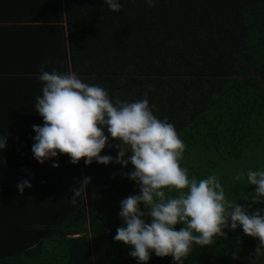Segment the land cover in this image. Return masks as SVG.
<instances>
[{
    "label": "trees",
    "instance_id": "trees-1",
    "mask_svg": "<svg viewBox=\"0 0 264 264\" xmlns=\"http://www.w3.org/2000/svg\"><path fill=\"white\" fill-rule=\"evenodd\" d=\"M120 3L115 13L105 0H0V136L8 134L0 150V192L1 182L22 172L33 154L32 125H43L35 111L43 87L38 76L51 61L45 71L74 73L107 90L113 102H134L147 92L153 114L173 124L185 144L180 164L189 179L215 175L228 201L250 212L264 209L253 201L255 186L246 175L264 171V0H155L152 8L146 0ZM101 155L116 157L117 149ZM53 160L59 164L54 177L35 178L43 179L46 192L51 179L53 190L71 199L90 177L77 197L84 200L50 223L33 224L29 212L17 209L19 228V218L8 221L9 211L0 213V264H138L131 249L113 239L123 223L120 201L139 194L135 182L121 176L132 165H74L67 155ZM222 167L232 171L219 173ZM241 171L244 177L235 180ZM36 225L45 234L36 233ZM225 232L210 246L194 245L188 259L238 263L239 253L243 259L258 244L242 229ZM34 235L45 241L31 248ZM155 259L148 264H174L171 257Z\"/></svg>",
    "mask_w": 264,
    "mask_h": 264
},
{
    "label": "clouds",
    "instance_id": "clouds-1",
    "mask_svg": "<svg viewBox=\"0 0 264 264\" xmlns=\"http://www.w3.org/2000/svg\"><path fill=\"white\" fill-rule=\"evenodd\" d=\"M105 2L115 13L123 7L120 0ZM146 3L155 7V0ZM48 63L41 65L38 76L43 87L42 95L35 98V111L43 125H32L36 133L33 157L40 164L67 155L74 165L81 160L85 165H132L133 170L121 176L134 181L139 194L120 201L118 215L123 223L113 237L131 249L130 257L148 264L154 254L185 264L194 245L210 246L215 237L227 235L225 229L238 228L258 241L256 255H264V209L250 212L228 201L215 175L189 179L180 164L185 144L173 124L153 114L147 92L134 102H122L119 97L113 102L107 90L82 82L74 73L45 71ZM7 139L8 134L0 136V150L7 147ZM106 148L117 149V156L101 155ZM244 175L241 171L234 179ZM246 175L248 184L255 186L253 201L264 204V171L249 170ZM90 182V177L79 182L72 191V203ZM26 187H32L28 180L17 184L21 195ZM165 190L177 195H167Z\"/></svg>",
    "mask_w": 264,
    "mask_h": 264
},
{
    "label": "crops",
    "instance_id": "crops-1",
    "mask_svg": "<svg viewBox=\"0 0 264 264\" xmlns=\"http://www.w3.org/2000/svg\"><path fill=\"white\" fill-rule=\"evenodd\" d=\"M10 24L16 25V22H13ZM9 51L11 52L10 57H13V58L18 57L17 53L20 52V45L17 50L18 51L17 53L12 50H9ZM22 51H24V49ZM28 159L32 161V164L34 165H31L29 168H26L30 164L28 160V165L24 166V169L21 170L22 172L11 173L10 176L8 177L9 180L7 182H4V183L1 182V185L3 187V193L0 192V213L2 214L4 211H9L10 214L7 218L8 221H15L16 219L19 218L18 223L14 222V224H17L18 228L22 222V218H21V215L20 216L17 215L16 213L17 209L23 211L24 214L29 212L30 213L29 220L33 224H36L38 222L50 223L52 221H57L59 218L61 219V217L64 214L70 213L73 206H76L79 200L81 199L84 200V196H83V198L82 197L78 199L76 198V202L72 203L71 199L66 198V197L62 198L56 190H53V187L56 185L54 183L51 184L53 182L51 179L49 180L48 185L45 187V188L48 187L50 191L46 192V190L44 189L45 185L42 181L43 179L41 180L36 179L35 176L47 175V176L54 177L55 175L54 170H57L58 168L52 167V164L57 163V161L56 160L46 161L44 164L40 165L38 168L35 164L39 165L40 163H38L34 159L33 154H30L28 156ZM4 164L9 165V162L4 160ZM21 180H28L32 185L31 188L26 187L24 189L23 195L19 193L18 188H17V184ZM44 193H47V195H45ZM83 205H85L84 202H83ZM55 207H57V209H55ZM14 213H16L15 217H14ZM2 221L4 220L0 219V223H2ZM41 227H44V226L36 225L34 230L36 231V233L43 235L45 234L46 231L41 230L42 229ZM84 227H87V226L84 225ZM53 229L59 230L60 227L56 226ZM79 236L80 235H68L67 237L72 238V237H79ZM37 237H39V235H34L32 239L35 240ZM44 241L45 239H42V238L35 240V244L31 246V248L36 247L37 245H39L40 243ZM39 247H41V249H44V248H50L52 246H49L48 244H41ZM0 249H3V245L0 246Z\"/></svg>",
    "mask_w": 264,
    "mask_h": 264
},
{
    "label": "rangeland",
    "instance_id": "rangeland-1",
    "mask_svg": "<svg viewBox=\"0 0 264 264\" xmlns=\"http://www.w3.org/2000/svg\"><path fill=\"white\" fill-rule=\"evenodd\" d=\"M254 155V154H253ZM219 173H224V174H228L230 173L232 170H230L228 167H222L220 169L217 170ZM257 246V243L254 245H251L248 247V249L244 252V258L242 259L243 255L241 253H239L238 257H239V261L238 263H228V264H264V255L262 256H257L255 253V248ZM152 257H156L154 254L152 255ZM158 259H161L159 257H156V259L154 260L155 262H160ZM186 264H203L202 261L200 260H192V259H187L185 261Z\"/></svg>",
    "mask_w": 264,
    "mask_h": 264
}]
</instances>
